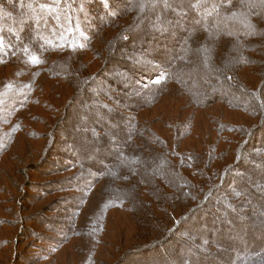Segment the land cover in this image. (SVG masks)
I'll list each match as a JSON object with an SVG mask.
<instances>
[{
    "label": "trees",
    "instance_id": "obj_1",
    "mask_svg": "<svg viewBox=\"0 0 264 264\" xmlns=\"http://www.w3.org/2000/svg\"><path fill=\"white\" fill-rule=\"evenodd\" d=\"M253 1V5L246 0H194L192 6L175 4L171 11L178 17H183L191 7L194 12L187 13L186 22L180 21L179 27L175 26L178 28L166 26L176 38L171 58L162 62L158 54L157 59L136 51L134 57L125 54L122 63H131L130 67L116 69L128 73L130 80L127 81L124 75L117 79L104 75V70L86 72L90 59L85 53L104 64L109 42L98 48L93 44L94 40L100 44L109 22L117 20L116 25L111 24L112 29L108 28L113 31L108 40L112 42L119 35L120 43L128 44L132 37L127 31L133 20L142 16L149 18L152 29L158 30L165 25L169 11L145 2L137 6L136 1L131 15L118 20L120 15H115L118 7L111 0H0V158L9 149L14 134L23 130L32 136L35 134L26 122V118L35 114L32 107L41 105L56 107L54 112L61 110L53 99L67 96L50 90L46 83L51 80L64 85L72 94L78 85L71 88L72 83L79 79L82 90L86 86L96 95L83 104L79 95L73 100L70 98L64 108L77 112L78 108L96 107L93 110L98 118H83L85 125H89V134L84 137L103 145L107 140L104 131L98 129L99 122L118 128L121 119L118 112L127 108L128 122L122 126L126 134L134 137L122 145L116 136L114 142L119 145L116 152L124 160L123 164L149 172L148 179H143L137 177L140 169L132 167L128 168L129 173L122 172L109 180V155H102L99 148L92 146H74L79 158L74 157L76 162L70 160V165H75L80 173L64 182H71L68 186L76 197L67 200L68 205L63 209L65 213L75 210L76 217L70 219V224L85 223V234L92 242L87 246L73 243L79 231L70 225L68 231L64 230L68 232L66 238L58 240L57 252L62 250L61 259L69 250L72 261L78 254L74 264L95 263L96 250L105 241L114 246L112 237H122L141 203L150 204L159 194L173 198L171 193L179 192L184 198L192 199L184 213L175 217L173 204L161 203L162 211L172 218L166 224L165 219L156 216L154 223L161 226L163 234L148 244L128 247L114 264H123L134 254L141 257L137 264H264V245L259 246L258 242L253 245L251 233L238 225L264 218V206L255 201L256 194L249 192L245 179L253 175L247 168L256 164L260 167L254 175L256 179L264 175V103L260 96L261 86L264 93V51L255 48L264 32V3ZM201 9L209 13H201ZM105 16L109 18L106 22ZM112 33L116 36L111 37ZM240 33L244 35L241 37ZM180 38L183 42L180 50L184 52L181 58L176 57L178 52L174 48ZM236 42L245 50L237 65L226 48L227 43L236 47ZM33 56L40 62L33 63L30 59ZM197 57L205 65L191 77L188 74L191 72H185L190 68L182 67H188L185 64L194 63ZM209 70L219 73L220 77L200 89L210 79ZM255 72L261 74V80L248 85L255 78ZM102 75L110 78V84L123 96L108 92L98 80ZM232 86L240 92L232 90ZM47 90L50 99L45 97ZM100 95L105 99L101 100ZM126 96L134 99L133 106H127ZM137 98H147V101L140 105ZM213 107H221L215 115L211 113ZM101 108L104 114L99 113ZM227 110L258 117V122L246 125L240 114L228 117ZM258 136L260 142H257ZM61 150L51 148L50 153ZM85 157L89 158L84 161ZM102 165H105L103 169ZM52 166L53 170L58 169L56 164ZM260 180V189L256 191L263 194L264 179ZM136 188L141 196L130 201L131 191ZM214 198L216 201L211 200ZM116 210L123 213L125 223L110 221L116 216ZM141 238L148 240L149 237ZM167 244L176 250L174 256L163 249ZM222 254L227 258H222Z\"/></svg>",
    "mask_w": 264,
    "mask_h": 264
},
{
    "label": "rangeland",
    "instance_id": "obj_2",
    "mask_svg": "<svg viewBox=\"0 0 264 264\" xmlns=\"http://www.w3.org/2000/svg\"><path fill=\"white\" fill-rule=\"evenodd\" d=\"M111 1L113 2V5L115 4L118 7L117 14H115L120 15L118 20H123V18L127 19L126 16L131 15V13L133 12L131 7L136 1L137 6L145 2L150 3L153 6L158 5L162 10L169 11L167 15L165 14V25L158 30H154V28L152 29V25L148 20L149 18L144 19L142 18V16L141 18H136L135 21L133 20L132 25L129 26V30L127 31L129 32V34H131L132 37L131 42L128 44H121L119 35L116 36L115 33L111 34V37L114 35L116 36L114 40L112 42L108 40L110 32H113L111 31L112 25H116L115 23H117V20H115V23L114 21L109 22V26L106 27L107 29L105 31H103L104 37H100V39L102 40L100 41V44L98 42L96 43L95 40L93 44V47L95 46V48H98L102 46L103 43L107 45V42H109L108 52L105 55L107 57V60L104 62V64H102V62H99L98 60L94 61L95 58L92 57L90 53H85L86 58L90 59L88 67L86 68V72L90 70L92 73H95L96 71L101 70L100 72H102L104 70V75L108 74L114 79H117L119 75H124L127 81L130 80L128 73H124L123 71L121 72V69H116L119 66L123 68L130 67L131 63H122L124 55H132V57H134V51H136L140 54H144L148 57L153 58L156 56V54H158L161 58H163V60L160 61H168L173 54L172 49L176 38L173 30L171 28H166V26L178 28L180 21L186 22V17L188 16H186V14H191L192 12H194L193 8L191 7V9L188 10L189 12L185 13L183 17H178L171 11V9L174 8L175 4L192 6L194 0ZM246 1L247 3L251 2L250 5H253V0ZM263 1L264 0H260L259 3L262 4L264 3ZM262 6L264 7V4H262ZM200 11L201 13L205 14L209 13V11H203V9H201ZM156 15H158V13H156ZM153 17L154 16L152 15V18ZM103 18H106V16ZM108 20L109 18L107 17L105 22ZM108 28L111 29L108 30ZM243 35L244 34L240 33L241 37ZM261 37L262 38L257 41L258 45L255 46V48L264 51V32L262 33ZM177 41L174 47L175 52H178V55L176 57L181 58V55L184 52L183 50H180V48L182 47L180 45L181 43L183 45V42L181 38ZM254 42H256V39L254 40ZM236 44V47H233L232 43H227L226 48L230 55L234 57V62L237 65L238 60H240V57L242 56L243 52H245V50L241 47L240 43L236 42ZM248 49L249 46L246 47V52L248 51ZM197 59L198 60L194 63L185 64H189L188 67L184 65L182 67V69L190 68V71L185 72H191L188 73L191 77H193L194 75L193 72L199 71V69L201 67H204L205 65L201 60H199L198 57ZM235 63L234 66H236ZM234 66L231 68V70L234 69ZM15 67H17V65L13 66L14 69ZM259 70L261 71L260 67ZM208 72L210 79L204 81L200 89H202V87L209 86L210 83L215 82L218 77H220V75H218L219 73L215 72L214 70H209ZM263 74L264 73L262 70V76ZM98 80L105 89L109 90L108 92H118L120 96H123L119 92V90L116 89L115 86H113V84H110V78L107 79L103 76L98 78ZM260 80L261 74H257L255 72V78L252 81H248L247 83L248 85L253 86ZM106 82L108 84H106ZM72 84L74 85H72L71 88L75 86V84L78 85L75 86V91L71 94L70 90L64 85H57L54 83V81L49 80V83H46V85H48L46 86L47 88L52 91L56 90L57 92H61L62 94L65 93L64 95L67 96L66 99L65 97H62L61 99H53L54 104L60 105L58 106V108L61 110L54 112L52 110L56 107L50 109L41 105L32 107L31 110L35 112V114L31 118H26V122L29 129L31 131H34L35 134L32 136L28 131L25 130L14 134L9 142V149H6L1 155L0 264H74L75 260H78L77 258H79L77 253V258L72 261V258L70 257V254L68 252L69 250L67 251V253H65V255L67 254V256L63 259H61L60 255L62 254V250L60 253L57 252L58 240L63 237L66 238L68 232H64V230L68 231L67 228H70V225L72 229H77L76 232L79 231V237H75L76 241L73 239V243L76 242L79 246H87L91 244L92 241L85 234V223H78V225L70 224V219H74L76 217L75 210H73V213H71L72 210H70L69 212L67 211L66 213L64 212V207L68 205L67 202L71 198L73 199L76 197L73 191L69 189L71 187H69L68 185H70L71 182H69V184H65L64 180H66L73 174L80 173V169L76 170L75 165H70V162H72L70 160L76 162L74 157L77 159L79 158L77 157L74 146H92L93 148H99L98 152L100 151L102 155H109L110 163H107V165L109 166V169L107 170L109 180H113L114 177L118 176L122 172L123 174L129 173L128 171L132 167H135L134 169L137 170L140 169L137 177H141L143 179H148L149 177V172L147 169L145 170L144 168L129 165V163H126L128 165L123 164L124 160L119 157L116 152L117 149H115L116 146H119L114 142L116 136H119L118 138L120 139V141H122V145H126L127 143H129V139H132L134 137V135L130 137L131 135L126 134L125 127L122 126L123 124H126L128 122V117L125 115L127 108H124L123 112L121 113L118 112V114H121V119L120 121L118 120L120 122L118 128L114 129L112 126L106 123H101V121L99 122L101 127L98 129L104 131L107 140L103 145L100 146L95 140L84 137V134H89V125H85L83 118L84 116H89L94 120L98 118V113L93 110V108H95L96 110V107L84 109L78 108L77 112H74L71 109L68 110L67 107L64 108V104H67L70 98L73 100L75 96L79 95L81 97V104H83L85 102H90L92 100V96H95L96 93L93 92V90L88 89V87L86 86H83L82 90V88H80L82 86V82H79V79H76V81H74ZM50 85H53V87H51ZM233 88L234 89L232 90L240 92L239 88ZM76 91L78 92L77 94ZM81 93H84V95L82 96ZM48 94L49 92L47 90L45 96L46 98H49ZM249 96H251V94ZM260 96L263 97L264 103V93L262 86L260 88ZM100 98L101 100L105 99L103 95H100ZM251 98L254 99L253 96ZM146 99L147 98H137V102L140 105H143L147 101ZM132 100L134 99L129 100V97L127 96L124 99L128 107L133 106ZM220 108L221 107H213L211 113L215 115V112H217V110L220 111ZM102 112L103 114L105 113V110L103 108L99 110V113L102 114ZM226 114L228 117L241 115L242 118H245L244 121H246V125L256 124L258 122V117H247L242 113L236 111L227 110ZM111 121L116 120L112 119ZM257 142H260L259 136ZM255 144L257 145V143ZM71 145L73 147H70ZM56 147L61 148V152L57 151L54 153H50V149ZM131 152H133V150H131ZM137 154V152H134V155ZM66 158L69 159L67 160ZM88 158L89 157H85V159L83 160L85 161ZM53 164H56V167H58V169L53 170ZM92 164H94V161ZM104 167L105 165L101 166L102 169ZM249 169L250 173L253 175L249 179L248 177L245 178L247 180V184L250 186L248 190L251 193L254 192V194H256L253 197L255 198V201L261 203V206H264V192L263 194H261L256 191L258 188L260 189L261 183H259V180L261 179L260 181H263L262 179H264V175L262 174L261 177L257 179L254 176L256 172H259L260 170V167L257 164L256 166L252 165L250 168H247V170ZM138 190L139 189L136 188L131 191V194L129 196L130 201H136L139 199ZM168 190L170 191L172 189L169 187ZM171 195L173 196V198L170 195H155L152 198V200L156 199L154 202L150 204L141 203L138 206L136 214L138 218L136 216H133L131 218V220L128 222L129 225L126 226L127 231L122 235L121 238L119 236L112 237L111 241L114 242V246L108 244L105 241L104 245H102V247H100L98 251L96 250V259L95 263L93 264H114V262L123 255L128 247L145 245L148 244V242L159 238L163 234L164 230L159 224L157 225L154 223V220H156V216L165 219V221L167 222L166 224H168V222L170 221L169 218L172 219L171 217H169V215L165 214L162 211L159 205H161V203L167 206L173 204V208L175 207V210H173L172 213L176 217L180 216V214H183L187 207L192 203V199H189V197L184 198V196L179 192L177 194L171 193ZM211 200H215V198ZM95 210H93L92 212H94ZM116 212V216L112 217L110 221L112 223H125L126 220L123 216V213L118 210H116ZM84 215L85 214H83L82 216ZM82 220L83 218H78L79 222H81ZM238 225L251 233L250 238L252 237L251 240L253 245H256L255 242H258L259 246L264 245V218H261L259 222L258 220H255L254 222H252V224H245L243 222H240ZM143 235L145 237H149V241L142 240L143 238L141 237ZM73 243H71V248ZM163 249L165 250V252H168V255H175L174 252L176 250L170 249L169 244L165 245ZM231 255H233V253H231ZM221 256L222 258H227L225 254H222ZM140 261V254H134L130 255V257H128L123 264H137L140 263ZM176 262H178V259L176 260ZM257 263L258 262H256V264Z\"/></svg>",
    "mask_w": 264,
    "mask_h": 264
},
{
    "label": "snow or ice",
    "instance_id": "obj_3",
    "mask_svg": "<svg viewBox=\"0 0 264 264\" xmlns=\"http://www.w3.org/2000/svg\"><path fill=\"white\" fill-rule=\"evenodd\" d=\"M30 59H31V61L33 62V63H39L40 61L36 58V57H30Z\"/></svg>",
    "mask_w": 264,
    "mask_h": 264
}]
</instances>
